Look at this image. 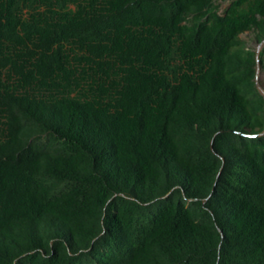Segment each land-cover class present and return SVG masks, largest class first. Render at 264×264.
Wrapping results in <instances>:
<instances>
[{"label": "trees", "instance_id": "1", "mask_svg": "<svg viewBox=\"0 0 264 264\" xmlns=\"http://www.w3.org/2000/svg\"><path fill=\"white\" fill-rule=\"evenodd\" d=\"M257 66L264 0H0V264H264Z\"/></svg>", "mask_w": 264, "mask_h": 264}, {"label": "rangeland", "instance_id": "2", "mask_svg": "<svg viewBox=\"0 0 264 264\" xmlns=\"http://www.w3.org/2000/svg\"><path fill=\"white\" fill-rule=\"evenodd\" d=\"M226 4L224 3L222 7H224ZM243 40H246L247 45L256 51L259 50L260 44L255 41L253 38V34L249 32H245L240 35ZM261 49V48H260ZM256 84L259 89V91L264 95V67L257 66V75H256Z\"/></svg>", "mask_w": 264, "mask_h": 264}, {"label": "water", "instance_id": "3", "mask_svg": "<svg viewBox=\"0 0 264 264\" xmlns=\"http://www.w3.org/2000/svg\"><path fill=\"white\" fill-rule=\"evenodd\" d=\"M263 44V43H262ZM262 44H260V48L262 47ZM260 48H259V50L257 51V55L259 54V52H260ZM264 133V132H263Z\"/></svg>", "mask_w": 264, "mask_h": 264}]
</instances>
